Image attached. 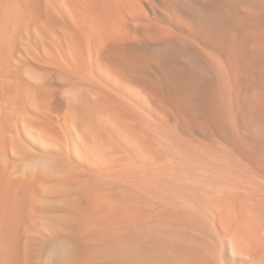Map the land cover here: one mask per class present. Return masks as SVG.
Instances as JSON below:
<instances>
[{"label":"bare ground","instance_id":"bare-ground-1","mask_svg":"<svg viewBox=\"0 0 264 264\" xmlns=\"http://www.w3.org/2000/svg\"><path fill=\"white\" fill-rule=\"evenodd\" d=\"M40 225L45 264H264V0H0V264Z\"/></svg>","mask_w":264,"mask_h":264},{"label":"rangeland","instance_id":"rangeland-1","mask_svg":"<svg viewBox=\"0 0 264 264\" xmlns=\"http://www.w3.org/2000/svg\"><path fill=\"white\" fill-rule=\"evenodd\" d=\"M209 25H210V27H209V30H210V32L211 33H213V34H219V32H220V29L219 28H217L213 23H209ZM160 45V46H159ZM161 47V48H160ZM163 48V46H162V44H156V43H149V44H147V46H146V52H147V54L148 55H159L160 54V50ZM152 50V51H151ZM159 53V54H158ZM184 56H182V57H178V58H175V61L177 62V64L180 66V67H182V68H191L190 66H189V62L186 60V57H184ZM186 64H187V66H186ZM185 65V66H184ZM192 66V65H191ZM207 74V73H206ZM221 83L220 82H218V85H220ZM46 200H48V199H46ZM45 200V201H46ZM44 201V200H43ZM44 201V203L45 204H48V203H46ZM44 203H43V206H44ZM51 203H53V201L51 202ZM50 206H52L51 208H49L48 209V207L46 208V207H44L43 208V212H42V209H41V214H43V215H41V216H43L44 217V223L46 224V223H48L47 225H50L51 226V223L49 224V222H53V220H55V224L56 225H58L59 224V222L61 221V218H62V221H61V223L63 222V215H61V214H57L58 215V219H59V222L58 221H56L57 220V216H56V214H54V213H56V210H57V207H55V205L56 206H59V204L56 202V204L54 205V203H53V205H51V204H49ZM48 205V206H49ZM49 206V207H50ZM54 206V207H53ZM54 209V208H56V210H55V212L53 211V210H51V209ZM47 209H48V213L46 212L45 213V210L47 211ZM46 214V215H45ZM48 215V216H47ZM51 216H52V218H51ZM42 217V218H43ZM48 217H49V219H48ZM55 218V219H54ZM49 220H51V221H49ZM58 224H57V223ZM52 226H55L54 224L52 225ZM28 228V227H27ZM34 228V231H32V233L30 232L31 231V229H33ZM31 227L30 228V226H29V228L27 229V232L29 231V233L30 234H34V235H37V236H40L41 237V235H43L42 236V239L39 237L38 238V240H30V250H29V255H30V258H31V262H32V264H45L44 262H42V261H44L43 259H44V257H48V255H49V251H50V254H51V251L55 248V247H57V245L55 244L54 245V243L51 241V239L52 238H45L46 237V235H45V232H42V226L40 225V227L38 226V228H36L35 229V227ZM43 231H45V230H43ZM34 232V233H33ZM42 233H44V234H42ZM64 235H62L61 233V236H60V238H66V236L67 237H69L68 236V234H65L64 233V231L62 232ZM45 236V237H44ZM57 237H59V236H57ZM62 238V239H63ZM61 239V240H62ZM67 240H70L69 238H67ZM35 241V242H34ZM52 243V244H51ZM33 244V245H32ZM53 247V248H52ZM41 248V249H40ZM52 248V249H51ZM49 250V251H48ZM152 251V252H151ZM155 249H153V248H146L145 249V263L146 264H155L156 263V260H155ZM32 253V254H31ZM150 253V254H149ZM154 254V255H153ZM53 258V259H52ZM67 259L68 258V256H64L63 258L61 257H59V256H56V255H52L51 256V260L48 262V264H51V263H53V264H57L56 262H59L60 264H64V260L65 259ZM146 258H150V259H146ZM152 258H153V261L154 262H152ZM42 259V261H40ZM52 260H54V261H52ZM40 261V262H39ZM56 261V262H55ZM98 261V260H97ZM147 262H149V263H147ZM152 262V263H151ZM58 263V264H59Z\"/></svg>","mask_w":264,"mask_h":264}]
</instances>
